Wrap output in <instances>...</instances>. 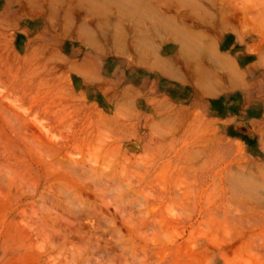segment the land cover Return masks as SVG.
<instances>
[{"label":"rangeland","instance_id":"1","mask_svg":"<svg viewBox=\"0 0 264 264\" xmlns=\"http://www.w3.org/2000/svg\"><path fill=\"white\" fill-rule=\"evenodd\" d=\"M52 15L0 14V264H264V0Z\"/></svg>","mask_w":264,"mask_h":264},{"label":"crops","instance_id":"2","mask_svg":"<svg viewBox=\"0 0 264 264\" xmlns=\"http://www.w3.org/2000/svg\"><path fill=\"white\" fill-rule=\"evenodd\" d=\"M57 16L64 33L76 37V0H0V14L17 20Z\"/></svg>","mask_w":264,"mask_h":264},{"label":"bare ground","instance_id":"3","mask_svg":"<svg viewBox=\"0 0 264 264\" xmlns=\"http://www.w3.org/2000/svg\"><path fill=\"white\" fill-rule=\"evenodd\" d=\"M153 54V53H152ZM146 55V54H145ZM155 61V60H154ZM162 61V60H161ZM160 61L157 62V60L154 62V64L156 65V63H159ZM160 64H165V65H160ZM159 66L160 68L163 70L164 73L168 74L169 76L178 79L180 77V74L175 73V72H171L169 68H171L169 66L166 67V64L169 65L168 63H166L165 61L160 62ZM156 68V67H155ZM159 68V69H160ZM158 69V70H159ZM160 69V71H161ZM172 69V68H171ZM181 73V72H180ZM192 73V72H191ZM194 73V74H193ZM192 74H190V76H185L184 79L186 78L189 82H193L194 84H196V86L201 90V91H209L208 86L206 85V83L204 82V80L202 79V77H200L199 75H196L195 72H193ZM185 75V74H184ZM236 75V74H235ZM178 77V78H177ZM180 79V78H179ZM202 79V80H201ZM208 84V83H207ZM248 186V185H247Z\"/></svg>","mask_w":264,"mask_h":264}]
</instances>
